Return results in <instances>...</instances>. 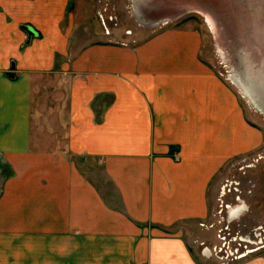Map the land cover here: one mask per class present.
Listing matches in <instances>:
<instances>
[{
  "label": "crops",
  "instance_id": "obj_1",
  "mask_svg": "<svg viewBox=\"0 0 264 264\" xmlns=\"http://www.w3.org/2000/svg\"><path fill=\"white\" fill-rule=\"evenodd\" d=\"M69 3L0 0V264H198L170 228L209 216L220 170L261 135L195 51L156 37L62 67L77 76L63 145L35 146L34 86L69 57Z\"/></svg>",
  "mask_w": 264,
  "mask_h": 264
},
{
  "label": "rangeland",
  "instance_id": "obj_2",
  "mask_svg": "<svg viewBox=\"0 0 264 264\" xmlns=\"http://www.w3.org/2000/svg\"><path fill=\"white\" fill-rule=\"evenodd\" d=\"M143 1L147 0H70L66 5L64 29L69 32L64 45L69 57L56 55L55 73L40 75L35 83L34 144L62 147L64 140L56 133L67 128V84L77 76L59 72L74 67L81 51L110 42L138 51L156 37L168 43L177 37L170 45L175 51L186 46L195 51L200 65L232 90L261 142L222 167L207 218L170 230L188 242L198 264H264V115L228 80V74L234 79L242 75L247 84L264 86V0H150L149 9L142 10ZM16 41L19 44L18 36ZM47 131H54L55 137L47 138ZM244 206L246 211L233 218ZM87 261L95 264V251H88Z\"/></svg>",
  "mask_w": 264,
  "mask_h": 264
},
{
  "label": "bare ground",
  "instance_id": "obj_3",
  "mask_svg": "<svg viewBox=\"0 0 264 264\" xmlns=\"http://www.w3.org/2000/svg\"><path fill=\"white\" fill-rule=\"evenodd\" d=\"M148 1H150V0H147V1H143V3L142 2H140L142 5H141V7H142V10L144 9V8H146V9H149V7H148V4L149 3H146V2H148ZM137 3V2H136ZM135 3V4H136ZM160 4H164V3H160ZM138 6V5H137ZM163 6H165V4L163 5ZM140 7V8H141ZM165 8V7H164ZM191 10H194V9H191ZM149 11V10H148ZM198 11V10H197ZM142 12V11H141ZM144 15H143V17H147V18H151L150 17V14H148L147 12H142ZM197 13H201V14H203L202 12H200V11H198ZM162 14H164V13H162ZM204 15V14H203ZM205 16V15H204ZM206 19H207V17H206ZM207 22H208V20H207ZM209 23V22H208ZM217 52H218V50H217ZM218 54H219V52H218ZM229 55V54H228ZM220 56H221V54H220ZM221 58V57H220ZM227 58H229V57H227ZM223 59V58H222ZM229 60V59H228ZM223 63H225V60L223 61ZM226 64V63H225ZM228 64H226V66H227ZM228 67V66H227ZM246 70H248V69H246ZM249 73V72H248ZM246 75V74H245ZM242 75H240V77L238 78L239 80V82H236V79H234V77H232L231 75H229L228 74V80H229V82L231 83V84H233L240 92H241V94L247 99V101L250 103V105L251 106H253L259 113H261L262 115H264V95H262V94H264V86H263V84H259L258 86L259 87H257L256 85L254 86V84L251 82V84H247L246 82H245V79H243L242 77H241ZM247 80V79H246ZM250 80V79H249ZM249 80H248V82H249ZM238 84V85H237ZM232 208V207H231ZM231 208L229 209V214H230V212H231ZM246 211V208H245V206H244V209H243V211L239 214V216L238 217H233V218H235V219H238L244 212Z\"/></svg>",
  "mask_w": 264,
  "mask_h": 264
},
{
  "label": "water",
  "instance_id": "obj_4",
  "mask_svg": "<svg viewBox=\"0 0 264 264\" xmlns=\"http://www.w3.org/2000/svg\"><path fill=\"white\" fill-rule=\"evenodd\" d=\"M23 30L28 34V37H29V42L30 40L33 38V37H37L38 36V33L35 31L34 28H32L31 26H26L23 28ZM28 42V43H29ZM14 65L12 66L11 68V72L7 73V76L10 77V78H14Z\"/></svg>",
  "mask_w": 264,
  "mask_h": 264
}]
</instances>
